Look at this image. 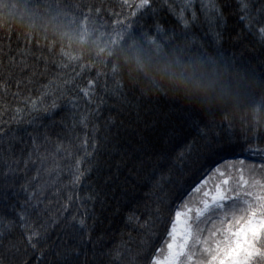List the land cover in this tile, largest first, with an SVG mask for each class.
I'll return each instance as SVG.
<instances>
[{"label": "trees", "instance_id": "obj_1", "mask_svg": "<svg viewBox=\"0 0 264 264\" xmlns=\"http://www.w3.org/2000/svg\"><path fill=\"white\" fill-rule=\"evenodd\" d=\"M183 2L150 0L149 7L139 8L140 0H0V116L22 137L12 143L10 158L19 161L12 189L19 190L26 181L32 191L43 185L40 212H31L30 219L37 227L60 220L49 230L47 244L39 246L42 258L29 248L18 260L37 264L39 258L43 264H55L52 249L63 235L61 218L88 211L97 218L91 233L95 257L90 252L89 264H113L116 252L121 253L116 264H129L133 257L136 264H150L153 257L167 253L175 212L190 209L195 219L206 188L212 189L211 195L216 185H234L241 174L250 179V164L256 166L251 175L264 180V43L239 19L237 0H219L226 18L219 41L204 20L200 0L195 5L198 22L183 26ZM261 2L252 0L253 9ZM184 15L190 20L191 10ZM144 34L158 44L146 42ZM165 55L227 69L237 85L233 101L199 107L176 97L144 70ZM89 81L95 87L87 98L80 89ZM29 100L40 108L55 100L57 108L51 116L31 114L36 117L32 124L25 111L24 123L15 124L10 119L14 110L25 109ZM70 101H75V109ZM81 115L87 116L86 125L79 122ZM29 134L36 137L41 159L33 153ZM205 136L234 150L211 153ZM249 147L256 152H248ZM157 152L168 153L171 161L147 183L145 177L159 166ZM238 159L245 161L243 173L239 166L225 167ZM77 161L84 176L74 185ZM3 167L0 161V170ZM217 167L223 176L215 172ZM131 212L139 217L138 224L128 225ZM17 236L18 229L13 232V238Z\"/></svg>", "mask_w": 264, "mask_h": 264}, {"label": "snow or ice", "instance_id": "obj_2", "mask_svg": "<svg viewBox=\"0 0 264 264\" xmlns=\"http://www.w3.org/2000/svg\"><path fill=\"white\" fill-rule=\"evenodd\" d=\"M196 3L197 0H184L181 6L179 19L185 28L198 22ZM237 3L239 19L244 22L250 33L258 36L259 40L264 43V0L257 9H253L252 0H237ZM149 5L150 0H140L138 7L147 8ZM200 7L205 22L214 30L216 39L221 40L223 36L221 29L225 25L226 18L219 0H200ZM187 10H191L190 20L184 15ZM143 38L150 44H158L147 34H144ZM236 38H240L239 34ZM94 87L95 82L89 81L88 87L80 89V94L90 98L93 95ZM121 88L122 85L118 83L116 90L119 91ZM70 103L75 109V101H70ZM3 107L0 105V112L3 111ZM56 108L55 100L44 108H40L36 100H29L25 109L16 108L10 119L17 125L23 124L24 112L28 111L30 114L28 123L32 124L36 117L31 114L42 111L51 116ZM79 122L86 125L87 116L81 115ZM53 123H55L54 120ZM18 131H13L11 126L0 116V161L4 165L3 170H0V224L5 226V230L0 231V264H28L27 259L18 260V257L22 251L27 254L29 248L32 249L34 255L38 253L39 258H42L44 251L39 246L47 244L49 230L60 223V220L52 219L37 227L30 219L31 212H40L42 201L38 197L44 191L43 185L39 186L36 191H32L30 183L26 181L19 190L12 189V179L19 170V161L10 157L13 152V141L16 139L22 141V137L18 136ZM95 131L96 129L93 128V132ZM29 136L33 143V153H36L37 158L41 159L38 154L39 149L35 146L36 137L31 134ZM44 139L48 140L47 135ZM205 139L208 137L205 136ZM83 143L85 146L88 144L87 137ZM205 147L216 155L220 154L217 149L228 151L232 148L234 150L231 144L222 143L219 139H208ZM92 148L95 150V142H93ZM187 149L190 151L191 146H187ZM247 151L255 153L256 149L249 147ZM261 152L264 154V150ZM5 153L8 155L6 156ZM182 156L183 153H180V157ZM156 159L159 166L154 165L151 173L145 177L147 183L152 181L163 165L171 161L170 155L166 152H157ZM29 161H31V154ZM79 164L80 161H77L72 177L74 185L80 184L84 176ZM236 166H239L240 172L243 173L244 159L229 161L225 165V167ZM247 167L250 179H245L241 174L234 185L227 187L216 185L210 199L208 198L209 192L205 191L203 194L205 199L201 200L202 207L196 209L195 219L190 217L188 212L176 211L168 232L170 239L167 242V253L163 258L153 257L150 264H264V180L251 175L256 170L254 164ZM260 169L264 171V164L260 165ZM215 172L221 176L224 175L220 167H217ZM38 176L39 172H37V178ZM203 184H207V180L203 181ZM223 184L229 185V181L224 180ZM196 191L199 192L200 188L197 187ZM21 193L24 194L23 203L20 201ZM71 199L72 197L69 195L68 200L71 201ZM87 199L91 201L92 197L89 196ZM184 206L186 207V203ZM67 209L68 205L65 204L64 210L67 211ZM114 211L118 213L119 209ZM89 219L92 220V224L87 223ZM61 220L64 221L63 235L57 236L56 246L52 249L55 264H89L90 252L93 258L95 257L96 244L92 241L91 236L97 220L94 213L90 214L88 211H84L79 215L73 214L67 219L62 217ZM126 220L128 225L139 223V217L135 212L129 213ZM209 224L211 227H206ZM17 229L20 236L13 238V232ZM25 241H27L26 245ZM136 255L139 256L141 253ZM39 258L37 264H43ZM120 259L121 253L116 252L113 264H116V261ZM129 264H136L135 257L129 261Z\"/></svg>", "mask_w": 264, "mask_h": 264}, {"label": "clouds", "instance_id": "obj_3", "mask_svg": "<svg viewBox=\"0 0 264 264\" xmlns=\"http://www.w3.org/2000/svg\"><path fill=\"white\" fill-rule=\"evenodd\" d=\"M144 70L174 90L176 97L199 107L226 106L237 91L228 70L210 61H183L165 55L145 65Z\"/></svg>", "mask_w": 264, "mask_h": 264}, {"label": "rangeland", "instance_id": "obj_4", "mask_svg": "<svg viewBox=\"0 0 264 264\" xmlns=\"http://www.w3.org/2000/svg\"><path fill=\"white\" fill-rule=\"evenodd\" d=\"M205 191L209 192V196H211V195H212V194L210 195V193L212 192V189H211V188H206V190H204V192H205ZM213 194H214V193H213ZM189 210H190V209H189ZM189 210H186V211H181V212H188V215H189L190 217H192V218H193L195 214H194V213H192V212H191V211H189ZM165 255H166V254H165ZM162 258H163V257H162Z\"/></svg>", "mask_w": 264, "mask_h": 264}]
</instances>
